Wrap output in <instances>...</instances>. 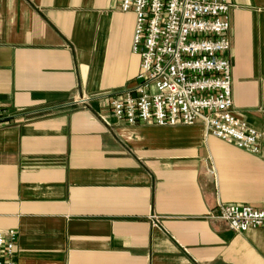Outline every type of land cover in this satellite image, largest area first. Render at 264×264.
Returning <instances> with one entry per match:
<instances>
[{
	"label": "crops",
	"instance_id": "obj_1",
	"mask_svg": "<svg viewBox=\"0 0 264 264\" xmlns=\"http://www.w3.org/2000/svg\"><path fill=\"white\" fill-rule=\"evenodd\" d=\"M230 3L234 110L259 154L116 122L140 66L118 0H0V231L18 264H264V230L216 215L264 212V0Z\"/></svg>",
	"mask_w": 264,
	"mask_h": 264
},
{
	"label": "built area",
	"instance_id": "obj_2",
	"mask_svg": "<svg viewBox=\"0 0 264 264\" xmlns=\"http://www.w3.org/2000/svg\"><path fill=\"white\" fill-rule=\"evenodd\" d=\"M118 2L122 13L136 17L133 53L140 66L131 85L111 98L116 122L201 125L206 135L259 154L263 135L234 110L230 0ZM216 215L235 233L264 230V212L249 206H220ZM17 241L16 231H0V264H18Z\"/></svg>",
	"mask_w": 264,
	"mask_h": 264
}]
</instances>
